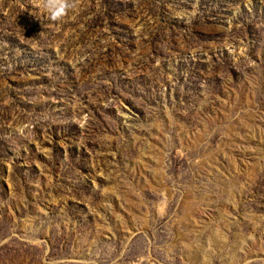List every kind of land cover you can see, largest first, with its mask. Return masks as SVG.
Wrapping results in <instances>:
<instances>
[{"label": "rangeland", "instance_id": "obj_1", "mask_svg": "<svg viewBox=\"0 0 264 264\" xmlns=\"http://www.w3.org/2000/svg\"><path fill=\"white\" fill-rule=\"evenodd\" d=\"M74 3L0 0V264H264V0Z\"/></svg>", "mask_w": 264, "mask_h": 264}, {"label": "clouds", "instance_id": "obj_2", "mask_svg": "<svg viewBox=\"0 0 264 264\" xmlns=\"http://www.w3.org/2000/svg\"><path fill=\"white\" fill-rule=\"evenodd\" d=\"M39 2L47 13L46 19L49 22L62 21L70 9L75 7L74 0H39Z\"/></svg>", "mask_w": 264, "mask_h": 264}, {"label": "water", "instance_id": "obj_3", "mask_svg": "<svg viewBox=\"0 0 264 264\" xmlns=\"http://www.w3.org/2000/svg\"><path fill=\"white\" fill-rule=\"evenodd\" d=\"M202 246L200 247V248H197V249H189V253H195V254H197V253H199V252H201L202 251Z\"/></svg>", "mask_w": 264, "mask_h": 264}]
</instances>
